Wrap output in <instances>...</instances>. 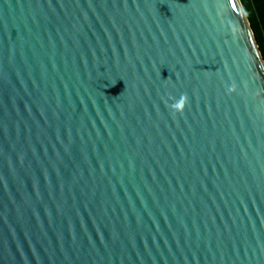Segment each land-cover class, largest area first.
Masks as SVG:
<instances>
[{
	"label": "water",
	"instance_id": "obj_1",
	"mask_svg": "<svg viewBox=\"0 0 264 264\" xmlns=\"http://www.w3.org/2000/svg\"><path fill=\"white\" fill-rule=\"evenodd\" d=\"M0 264H264L240 0H0Z\"/></svg>",
	"mask_w": 264,
	"mask_h": 264
},
{
	"label": "trees",
	"instance_id": "obj_2",
	"mask_svg": "<svg viewBox=\"0 0 264 264\" xmlns=\"http://www.w3.org/2000/svg\"><path fill=\"white\" fill-rule=\"evenodd\" d=\"M264 57V0H240Z\"/></svg>",
	"mask_w": 264,
	"mask_h": 264
},
{
	"label": "clouds",
	"instance_id": "obj_3",
	"mask_svg": "<svg viewBox=\"0 0 264 264\" xmlns=\"http://www.w3.org/2000/svg\"><path fill=\"white\" fill-rule=\"evenodd\" d=\"M186 106H187V100H186V98L185 99H182L179 102H173L171 104L172 110L174 112H176V113H183V111L186 108Z\"/></svg>",
	"mask_w": 264,
	"mask_h": 264
}]
</instances>
